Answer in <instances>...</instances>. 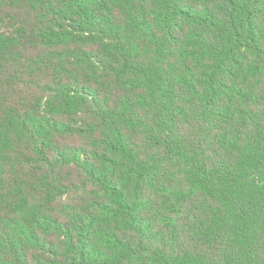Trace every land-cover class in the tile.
Instances as JSON below:
<instances>
[{"label": "trees", "instance_id": "obj_1", "mask_svg": "<svg viewBox=\"0 0 264 264\" xmlns=\"http://www.w3.org/2000/svg\"><path fill=\"white\" fill-rule=\"evenodd\" d=\"M0 264H264V0H0Z\"/></svg>", "mask_w": 264, "mask_h": 264}]
</instances>
